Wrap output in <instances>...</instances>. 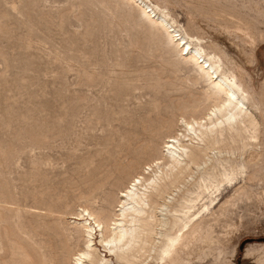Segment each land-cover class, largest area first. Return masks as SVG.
Instances as JSON below:
<instances>
[{
	"label": "rangeland",
	"instance_id": "obj_1",
	"mask_svg": "<svg viewBox=\"0 0 264 264\" xmlns=\"http://www.w3.org/2000/svg\"><path fill=\"white\" fill-rule=\"evenodd\" d=\"M114 1L0 0V219L8 220H0L1 231L14 234L11 227L23 239L51 221L53 237L41 232L38 240L52 242L84 205L95 210L107 205L109 218L116 195L153 160V146L162 147L167 134L176 131L172 126L179 129L181 114L209 105L201 95L204 84L195 82L192 72L166 67L173 54L149 38L148 28L133 30L124 22L136 8L124 4L119 10L123 4ZM231 1L226 3L235 13L255 17L247 6L259 0ZM164 6L181 30L193 37L202 33L189 24L183 5ZM257 17L264 32V18ZM213 39L205 41L228 48L223 39ZM257 57L251 69L256 89L264 80V42ZM261 159L221 189L215 215L203 213L214 245L207 259L194 264H229L233 252L235 264L263 262L264 152ZM225 201L227 206L219 208ZM1 231V239L11 236ZM17 234L11 237L16 242L21 241ZM10 240L0 241L2 262L11 255L8 244L15 241Z\"/></svg>",
	"mask_w": 264,
	"mask_h": 264
},
{
	"label": "bare ground",
	"instance_id": "obj_2",
	"mask_svg": "<svg viewBox=\"0 0 264 264\" xmlns=\"http://www.w3.org/2000/svg\"><path fill=\"white\" fill-rule=\"evenodd\" d=\"M119 1L123 6L118 8L115 5V9L120 10L129 5L136 8L134 10L138 11L137 16L139 14L136 19L133 16L136 13L131 12L133 14L130 15L127 12L124 22H131L133 30L148 28L149 38L169 51L167 55L173 54V59H168L167 68H186L194 74L195 82L197 80L204 84L201 90L202 100L203 103L208 101L209 107L205 105L208 108H200L201 112L197 110L199 106L191 110L184 108L186 111L181 114L180 121L172 120L179 123V129L177 125L172 126H176V131L168 132L162 147L153 146L155 156H152L150 150L153 160L146 163L147 167L143 168V172L133 175L129 184L116 195L117 205L114 203L115 209L111 217L108 218L110 211L107 213V205H100L97 210L84 205L82 211L74 214L77 219L73 224H68L66 230L63 228L62 236L57 241L52 238V242L38 240L41 232L50 235L48 232L53 225L51 221V225L47 222L29 230L28 236L23 239H20L22 236L15 233L13 228L7 227L14 232H10L11 236L8 238L17 234L18 240H21H17L18 242L15 241L16 237L8 239L6 235L9 233L2 227L3 231H0L6 232L7 239L2 240L3 236L0 239L7 242L14 240L15 243L13 241L14 244H8L11 245L12 256L9 255V259L0 261V264L202 262L212 254L210 251L214 245L213 232L203 227V213L214 214L212 210L220 203H216V199L221 189L236 182L238 176L256 166V162L263 157L264 146L260 143V136L264 125V80L260 88L256 89L251 69L258 62L259 46L264 42V32L258 26L257 17L264 18V0H254L256 2L251 1L249 4L245 1L249 13H253L255 17L237 14L238 11L235 13L227 5V0ZM107 2L108 0H104V3ZM114 2L119 5L117 0ZM164 4L183 5L187 10L189 24L206 36L200 33L193 37L187 29L181 30L176 16L175 19L174 14L165 11ZM243 13L245 12L242 11L241 14ZM201 23H205L209 29H205ZM207 37L223 39L228 48L205 41ZM195 101H199V97ZM200 103L201 101L195 105ZM185 104L184 107L189 106ZM181 109L183 112V108ZM168 123L176 124L171 120ZM170 125H165V129L171 128ZM107 202L112 203L109 200ZM114 204L110 206L113 207ZM226 206L227 202L219 208ZM112 207L109 208L112 210ZM0 218L3 219L2 216ZM0 244L2 248L3 243ZM6 245L7 243L4 246ZM43 249H47V253H42ZM235 256L233 252L230 260L228 259L229 264H235Z\"/></svg>",
	"mask_w": 264,
	"mask_h": 264
}]
</instances>
